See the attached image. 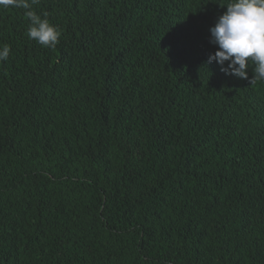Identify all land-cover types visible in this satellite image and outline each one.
I'll list each match as a JSON object with an SVG mask.
<instances>
[{"label": "trees", "instance_id": "1", "mask_svg": "<svg viewBox=\"0 0 264 264\" xmlns=\"http://www.w3.org/2000/svg\"><path fill=\"white\" fill-rule=\"evenodd\" d=\"M28 2L0 8V264H264V81L208 63L228 0Z\"/></svg>", "mask_w": 264, "mask_h": 264}, {"label": "clouds", "instance_id": "2", "mask_svg": "<svg viewBox=\"0 0 264 264\" xmlns=\"http://www.w3.org/2000/svg\"><path fill=\"white\" fill-rule=\"evenodd\" d=\"M9 7L29 9L30 4L28 0H0V8ZM225 7L226 11L209 29L210 43L217 50L208 57V63L215 61L221 71L246 80L251 63L254 75L250 83L264 81V0H228ZM26 16L30 21L28 37L54 48L60 36L56 26L34 11H27ZM9 53L7 45L0 48V61H6Z\"/></svg>", "mask_w": 264, "mask_h": 264}]
</instances>
